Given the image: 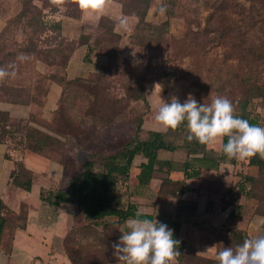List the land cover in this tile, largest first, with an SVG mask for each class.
Segmentation results:
<instances>
[{
  "label": "rangeland",
  "instance_id": "obj_1",
  "mask_svg": "<svg viewBox=\"0 0 264 264\" xmlns=\"http://www.w3.org/2000/svg\"><path fill=\"white\" fill-rule=\"evenodd\" d=\"M122 1L130 9L134 0ZM25 2L0 0V16L5 21L0 31V67L9 73L0 79V96H5L3 83L7 89L23 86L26 98L32 96L40 102L53 82L60 86L59 78L73 50L86 45L92 48L87 55L96 50L105 54L119 46V59L110 63V72L87 76L71 85L62 83L59 107L49 118L32 115L28 123L9 120L15 129L21 128L17 142L36 131L55 138L41 154L67 172L62 187L82 170L89 153L95 154L98 162L121 150L135 136L141 117L155 118L161 99L170 103L173 95L180 100L191 94L198 103L210 104L212 97L223 96L233 102L236 112L238 103L249 98V109L264 117V4L259 0H152L153 21L146 19L157 25L168 23L166 30L151 36L139 30L136 44L131 43L130 33L138 18L129 14L136 24L128 22L121 34L111 17L115 7L125 14L119 0H107L99 12L83 11L77 0H35L31 13L23 16ZM168 3H172V14L157 11ZM31 19L39 22L31 26ZM58 21L60 32L53 26ZM114 22V32L120 34L121 41L109 31ZM163 82H169L166 94ZM156 83L160 89L153 92ZM138 84L140 90L144 87L148 102L133 98ZM145 118L144 132L148 130ZM180 137L171 135L169 139L181 142ZM10 143L18 148L15 140ZM19 170L24 174L21 180L32 177L28 170ZM258 174L256 167L251 175ZM263 187L264 182L255 189L260 192ZM260 194L264 195V189ZM250 200V214H258L264 221L260 214L264 202L259 206L256 199ZM252 227V237L264 234L258 225ZM83 229L86 241H80L75 232L66 241V252L75 264L116 258L112 245L122 235L120 226L99 230L88 221ZM223 241L221 245L231 247L230 239Z\"/></svg>",
  "mask_w": 264,
  "mask_h": 264
},
{
  "label": "crops",
  "instance_id": "obj_2",
  "mask_svg": "<svg viewBox=\"0 0 264 264\" xmlns=\"http://www.w3.org/2000/svg\"><path fill=\"white\" fill-rule=\"evenodd\" d=\"M118 12L119 9L115 7L111 17L117 22V31L124 34L125 32L121 31L122 26L128 22H135V17ZM154 13L151 9L147 18L151 20ZM159 19L157 17V20ZM4 25L5 21L0 16V31ZM88 53L89 48L86 45L75 50L66 70L68 78L87 77L107 62V56L98 53L97 50L90 55H87ZM51 88L42 106L35 103L9 102L2 95L0 110L7 113L11 121H28L32 115L47 119L58 107L62 92L55 82ZM146 125L148 130L167 131L153 117L145 118V127ZM170 137L171 135L168 138ZM10 145L8 141L0 142V222L1 218H4L0 235V264H75L66 252V241L75 233L80 241L88 239L83 229L88 221L82 213L81 206L70 202L55 207L41 197L42 191L60 187L63 179L68 177L67 172L58 162L47 159L42 154L16 149ZM222 145L223 140H217L214 145L209 146L206 156H200L199 160L192 161L193 167L201 169V174L187 180L192 190L185 194L162 195L160 192L163 180L169 176L174 179L184 177L181 167L182 162L187 159L184 148L175 151L159 150V159L177 163L171 174L166 170L155 171L150 183L141 186L137 178L139 170L135 169L125 188L128 202L133 203L138 210L143 209L153 215L159 222L167 224L176 232L180 241L184 242L188 252L205 257L216 255V233L225 227L246 230L250 238L252 226L258 225L260 228L258 230L264 229L262 217L259 215L248 217L246 209L233 219L230 218L235 203L244 206L252 204L243 194H237L235 201L223 208L224 195L241 180L242 175L253 174L256 167L249 166V158L239 160L226 156L221 159ZM16 160H22L32 175V187L29 191L13 181ZM143 161V157L137 155L134 164L139 166ZM125 225L126 223L122 225L121 231L126 230ZM208 248L210 249L207 251ZM78 258L81 259L80 256ZM94 264L120 262L117 258H112Z\"/></svg>",
  "mask_w": 264,
  "mask_h": 264
},
{
  "label": "trees",
  "instance_id": "obj_3",
  "mask_svg": "<svg viewBox=\"0 0 264 264\" xmlns=\"http://www.w3.org/2000/svg\"><path fill=\"white\" fill-rule=\"evenodd\" d=\"M34 1L35 0H26L23 16L25 13H31L30 7ZM119 2L123 6V12L125 14L134 15L138 18L135 28L130 33L131 43L136 44L139 30H142V34L144 36H151L157 31L163 33L166 30L165 25L168 23L157 25L146 19L149 9L152 8V0H134L132 1V7H130V9H127L122 0H119ZM141 2L144 3V6L142 7L140 6ZM260 2L264 4V0H259V3ZM162 6L157 7V11L160 12V8ZM164 6H166V12L172 14V3H168ZM35 22H39V20L31 19L29 21V25L34 26ZM53 26L59 32L62 29V24L59 21L55 22ZM115 26L116 22L113 23V26L109 27V31L113 32L116 38L121 41L122 37L120 34L114 32ZM114 49L115 50L113 52L108 50L106 51L105 55L107 56V62L103 64L98 71L91 73L88 78L94 74L102 76L104 73L111 71L110 63L115 59H119L116 55V51L119 49V46ZM74 52L75 50H73L69 57L65 68L66 70ZM89 52H92L91 47H89ZM259 58L263 57L261 56ZM120 61L127 62V60L123 58H120ZM166 77H168V73H166ZM82 78L87 77H75L70 79L68 78L66 71L63 75H61L59 83L62 92L58 100V107L64 91L63 85H71L80 82ZM168 84L169 82L161 83L162 91L165 93L168 91ZM138 85L139 88L135 89L133 98L135 100L148 102L144 87L140 90L141 85ZM1 87L3 88L2 90L5 92L6 99L9 102L17 104L35 103L40 106L44 105L46 97L42 98L40 102H37V100L32 96L30 98H26L23 95V91L25 90L23 86L7 89L2 83ZM186 99L187 98L180 99V102L183 103ZM249 104V98H245L243 101H240L238 103V107L236 108L235 115L248 120L252 125L263 127L264 117H262L259 113L252 112L249 109ZM150 110L151 108L149 107L148 112ZM144 118L145 117L143 116L136 122L135 136L121 150L101 158L98 162L97 156L93 153H89L87 160L83 163L82 170L75 173L65 187L60 186L55 190L42 191V199L55 207L70 202L77 203L81 206L82 213L86 219L91 222L95 228H103L111 225L120 226L121 228L128 219L135 218V214L138 211L137 207L133 203L128 202L127 190L125 189L127 183L132 177L133 170H139L137 178L141 186H146L150 183L155 171L166 170L171 174L174 168H176L177 163L159 159L158 152L161 149L175 151L178 148H184L187 152V159L181 164L184 177L181 179H174L169 176L167 179L163 180L160 192L162 195L172 194L179 196L191 191L192 188L189 186L187 180L199 177L201 174V169L193 167L192 161L199 160L200 156H206L209 151V146L199 143L196 139L191 141L187 139L189 132L187 130L186 122L182 123L175 130L167 129V131H157L149 129L144 132ZM9 120V115L0 110V142H12L15 140V144L18 146L16 149L30 150L41 154L44 152L45 148L48 147L50 142L55 141L54 137L49 135L43 136L40 131H36L35 134H27L24 139L22 138L17 142V136L21 133V128L15 129ZM26 122L28 123V121ZM170 135L181 136V142L169 140L168 137ZM226 142L227 138L225 137L223 138V144ZM137 155H141L144 159L139 166H135L134 164ZM226 156L227 155L223 152L222 147L221 159L226 158ZM248 164L249 166L258 167L259 174L257 176H253L251 174L242 175L241 180H239L231 188V190L224 195L225 202L223 203V208H225L228 203L235 201V196L237 194H243L248 199H256L258 205L262 206L264 202V195H261L260 192L264 189V187L260 190V192H257L258 190L255 188L260 187L261 183L264 182V158L257 154L253 157H249ZM16 165V170L12 174L13 181L26 190H31L33 178L29 177L26 180H21L24 177V174L19 169H26L24 162L22 160H16ZM249 208L250 206L235 203L230 218L233 219L242 213L243 209H246V215H250L249 217L258 215L253 213L254 215L252 216L249 212ZM260 214L264 216L263 211H261ZM148 218L155 219V217L151 214L148 215ZM3 224L4 218L2 217L0 222V235ZM262 227L264 228V221L262 222ZM216 235V255L218 251L224 248V245H221V243H224L223 240L226 238L230 239L228 246L231 245V247L235 248L237 245L242 244L245 239L250 238L246 230L232 226L219 230ZM174 238L179 241V245H177V250L180 251V255L177 257L178 264H218L216 255L214 257H205L188 252L185 248L184 242L180 241L175 231Z\"/></svg>",
  "mask_w": 264,
  "mask_h": 264
},
{
  "label": "clouds",
  "instance_id": "obj_4",
  "mask_svg": "<svg viewBox=\"0 0 264 264\" xmlns=\"http://www.w3.org/2000/svg\"><path fill=\"white\" fill-rule=\"evenodd\" d=\"M77 2L85 12H99L103 11L107 0ZM160 12H166V6H162ZM8 75L0 67V79ZM159 89L160 84L156 83L153 92ZM161 101L155 121L165 129L175 130L186 122L189 141L196 139L212 146L226 137L227 142L222 147L230 159L243 160L257 154L264 158V127L235 115V106L227 97H212L210 104L198 103L191 94L183 103L175 95L170 103ZM148 215L145 210H138L135 218L126 221V230L121 231L119 242L113 243L114 255L120 264H176L180 251L174 230ZM216 260L218 264H264V234L245 239L235 249L224 247L218 251Z\"/></svg>",
  "mask_w": 264,
  "mask_h": 264
}]
</instances>
